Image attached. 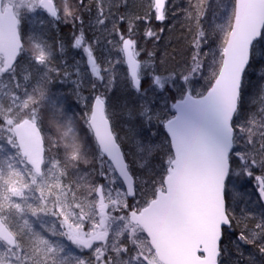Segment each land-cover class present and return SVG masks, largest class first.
<instances>
[{"label":"snow or ice","instance_id":"obj_1","mask_svg":"<svg viewBox=\"0 0 264 264\" xmlns=\"http://www.w3.org/2000/svg\"><path fill=\"white\" fill-rule=\"evenodd\" d=\"M41 11L67 43L25 37ZM178 15L191 56L162 71L141 41ZM244 245L264 257V0H0V264H257Z\"/></svg>","mask_w":264,"mask_h":264},{"label":"trees","instance_id":"obj_2","mask_svg":"<svg viewBox=\"0 0 264 264\" xmlns=\"http://www.w3.org/2000/svg\"><path fill=\"white\" fill-rule=\"evenodd\" d=\"M59 6H62L63 0H57ZM70 3L75 4L77 0H69ZM87 2V0H86ZM147 2L148 0H128L129 7L132 11L143 14L147 10ZM174 3L184 4L185 0H173ZM29 19H33L32 16H29ZM49 19V18H48ZM184 17L182 15H178L174 19H170L164 24H160L158 22L153 21L152 26L159 30L161 27L164 28V32L161 34V39L158 43L145 44L141 41V44L149 51H155L157 53V62L161 63V70H175L180 71L183 67L185 61H187L191 56V49L188 44V33L183 26ZM30 24L26 19L23 25L24 35L27 37L29 35ZM73 27L71 23L60 22L58 24L53 25L52 27H47L44 25L43 30L39 31L43 35H46L50 41H57L59 39H63L66 43L71 39L73 34ZM40 34V35H42ZM207 49H205L206 51ZM71 56V52L69 53ZM69 62H71L69 60ZM203 81L196 85L197 90H201ZM258 80L256 77H252V83L249 86V92H255L258 87ZM123 88V85L117 89V94ZM58 92V93H57ZM50 93L55 96V100L59 105H61L64 109L65 115L72 117H80L82 113V108L80 107V103L77 102L76 96L72 92V85H63V84H53L50 87ZM61 93L64 96H61ZM85 95L87 93L85 92ZM131 95V93H129ZM54 96H52L54 98ZM64 98V104H62V100ZM78 117V118H79ZM46 135H49L47 132ZM236 190L241 193V199L237 201L236 211L239 213L241 207L247 208L249 211L260 213L262 208L261 204L257 199L254 188V181L249 182L247 178H241L236 182ZM238 232L239 229H236ZM233 237L230 234L226 233L223 243L226 247L234 249L235 245L231 243ZM245 253H252L255 257L257 264H264V257H260L258 253H256L251 245H244ZM235 254L233 252L232 255L227 256L225 258L226 264H235Z\"/></svg>","mask_w":264,"mask_h":264},{"label":"rangeland","instance_id":"obj_3","mask_svg":"<svg viewBox=\"0 0 264 264\" xmlns=\"http://www.w3.org/2000/svg\"><path fill=\"white\" fill-rule=\"evenodd\" d=\"M54 2H56L57 6H59V3H58L57 0H54ZM29 16H32L33 19L30 20ZM29 16L27 18L28 23L30 24L29 35L40 36V34H42V33H39V31L43 30V27H44V25L40 24V19L41 18L48 19L49 17H45V15L42 14V11L40 12L39 15L33 14V15H29ZM63 85L68 86V85H70V83H66V84H63ZM52 96H54V95H52ZM61 96H64V95L61 93ZM61 96H60V99L62 100L61 102H62V104H64V98H61ZM53 99L55 100V96H54ZM80 107L82 108V104H80ZM78 117H76V118L79 119ZM55 132H56L55 127H51L50 130L48 131L49 135H52L53 138H55Z\"/></svg>","mask_w":264,"mask_h":264},{"label":"flooded vegetation","instance_id":"obj_4","mask_svg":"<svg viewBox=\"0 0 264 264\" xmlns=\"http://www.w3.org/2000/svg\"><path fill=\"white\" fill-rule=\"evenodd\" d=\"M55 4H56V2H55ZM56 5H57V4H56ZM42 14L45 15V17H48L47 14L44 13L43 11H42ZM49 18H50V17H49ZM24 22H25V21H24Z\"/></svg>","mask_w":264,"mask_h":264},{"label":"water","instance_id":"obj_5","mask_svg":"<svg viewBox=\"0 0 264 264\" xmlns=\"http://www.w3.org/2000/svg\"><path fill=\"white\" fill-rule=\"evenodd\" d=\"M55 3V2H54Z\"/></svg>","mask_w":264,"mask_h":264}]
</instances>
